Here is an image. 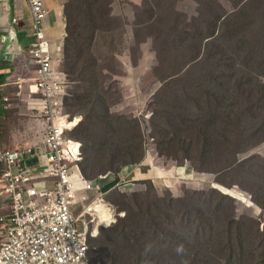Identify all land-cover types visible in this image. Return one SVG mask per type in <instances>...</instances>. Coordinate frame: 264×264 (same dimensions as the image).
<instances>
[{
	"label": "rangeland",
	"instance_id": "1",
	"mask_svg": "<svg viewBox=\"0 0 264 264\" xmlns=\"http://www.w3.org/2000/svg\"><path fill=\"white\" fill-rule=\"evenodd\" d=\"M65 6L77 32L59 67L76 120L69 135L87 179L110 174L99 197L113 215L87 222L98 234L95 263L264 264V0ZM87 91L97 102L91 117L71 105ZM5 95L0 148L42 135L27 92ZM86 119L96 120L89 138L79 136ZM143 165L157 177L135 179Z\"/></svg>",
	"mask_w": 264,
	"mask_h": 264
},
{
	"label": "built area",
	"instance_id": "2",
	"mask_svg": "<svg viewBox=\"0 0 264 264\" xmlns=\"http://www.w3.org/2000/svg\"><path fill=\"white\" fill-rule=\"evenodd\" d=\"M26 2L32 66L26 64V87L18 84L17 94L27 92L28 108L40 111L44 133L31 130L27 142L22 137L0 148V264H93L89 238L98 234L88 219H94L100 183L110 174L89 180L82 173L81 143L69 135L75 125L65 112L70 80L44 36L47 9L43 0ZM8 101L3 96V104ZM94 192L99 194L92 197Z\"/></svg>",
	"mask_w": 264,
	"mask_h": 264
},
{
	"label": "crops",
	"instance_id": "3",
	"mask_svg": "<svg viewBox=\"0 0 264 264\" xmlns=\"http://www.w3.org/2000/svg\"><path fill=\"white\" fill-rule=\"evenodd\" d=\"M47 9L44 20V36L49 41L51 51L58 55V68L65 59L64 42L66 38V18L64 0H43ZM34 41L30 11L26 0H0V111L5 91L14 88L27 78L20 75L31 64L29 48ZM60 59V61H59ZM27 72V71H26ZM20 79V80H19ZM26 87L23 84L22 90ZM149 170V171H148ZM159 174L157 169L140 166L133 173L135 179L153 178Z\"/></svg>",
	"mask_w": 264,
	"mask_h": 264
},
{
	"label": "trees",
	"instance_id": "4",
	"mask_svg": "<svg viewBox=\"0 0 264 264\" xmlns=\"http://www.w3.org/2000/svg\"><path fill=\"white\" fill-rule=\"evenodd\" d=\"M65 11H66V6L64 7V14H66ZM65 18H66V15H65ZM74 26L75 25L72 22H69L68 19H66V33H67V35L68 34L69 35L68 36L66 35L65 42H64V54H65V58L67 56L66 53H68V55H69V42L71 41V38L76 35L75 33H77L75 31V29L73 28ZM75 97L73 98V100H75L76 102H78L79 105H75V104H71V105L80 107V109L81 108L86 109L88 111V114L91 117L93 115V113L95 112L96 108H97V106H95V105H97V102H94L95 100L93 98V94L91 93V91H87V93L81 94V95H77ZM86 98L89 100L87 103H85ZM1 111H0V113H1ZM106 114L109 117L108 111H106ZM99 117H100V115H97V119ZM80 123H82V122L80 121ZM85 124H87V127H85V128L82 127V125H78L79 131H80L79 132V136L89 138V137L92 136V129H94V126L96 125V120H88V119H86ZM107 124H108L109 127L112 126V123L110 122V120H107ZM100 144H101V146H104L103 142L100 143ZM95 146H96V144L94 143L93 146H92V148H94ZM86 148L88 149V147H85V149ZM110 155H115L112 150H110ZM111 159L114 160L115 158L112 157ZM141 159H139V160H141ZM80 167H81L82 172L84 174H86V167H82L81 165H80ZM108 180H110V179H108ZM101 200L99 199L98 201H101ZM102 201H104V200H102ZM262 207L264 208V204H262ZM102 221H104L103 222L104 224L105 223L107 224V222H109V219L103 218ZM118 226L119 225H117V228H118ZM128 227L130 228V226H128ZM96 237H90L89 238V258H90L91 262H93V264H96L95 263V260H94V257H93V252H95L97 250V248L99 247V245H96V241H97V238ZM227 248H229V244L228 243H227ZM230 253H232V250H231ZM146 255H147V257H143V256L139 255L140 258L141 257L143 258V262H145V263L149 260V258H148L149 253L147 252ZM203 259L205 261H208L209 260L208 258H203ZM196 260H197L196 263L200 262V258H198L197 256H194V261H196Z\"/></svg>",
	"mask_w": 264,
	"mask_h": 264
},
{
	"label": "bare ground",
	"instance_id": "5",
	"mask_svg": "<svg viewBox=\"0 0 264 264\" xmlns=\"http://www.w3.org/2000/svg\"><path fill=\"white\" fill-rule=\"evenodd\" d=\"M75 121H71V125H75ZM100 199V198H99ZM98 199V200H99ZM94 203L93 207H94V213L93 214H99L98 211H101V213H104L107 217H111L113 215L112 209L109 208V206L107 204H104L103 201H98ZM101 200V199H100ZM103 218H101L100 220H102ZM107 219V218H106ZM104 222V221H103Z\"/></svg>",
	"mask_w": 264,
	"mask_h": 264
},
{
	"label": "clouds",
	"instance_id": "6",
	"mask_svg": "<svg viewBox=\"0 0 264 264\" xmlns=\"http://www.w3.org/2000/svg\"><path fill=\"white\" fill-rule=\"evenodd\" d=\"M227 194V193H226Z\"/></svg>",
	"mask_w": 264,
	"mask_h": 264
}]
</instances>
